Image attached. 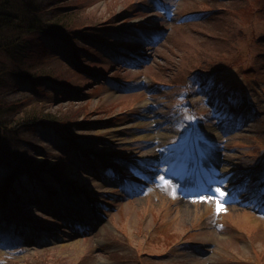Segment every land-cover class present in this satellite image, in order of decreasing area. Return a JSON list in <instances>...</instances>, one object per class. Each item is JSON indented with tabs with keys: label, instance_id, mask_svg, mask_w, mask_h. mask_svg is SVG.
<instances>
[{
	"label": "rangeland",
	"instance_id": "1",
	"mask_svg": "<svg viewBox=\"0 0 264 264\" xmlns=\"http://www.w3.org/2000/svg\"><path fill=\"white\" fill-rule=\"evenodd\" d=\"M87 1L104 44L36 58L67 88L5 87L78 125L10 136L40 170L0 198V264H264V0Z\"/></svg>",
	"mask_w": 264,
	"mask_h": 264
},
{
	"label": "trees",
	"instance_id": "2",
	"mask_svg": "<svg viewBox=\"0 0 264 264\" xmlns=\"http://www.w3.org/2000/svg\"><path fill=\"white\" fill-rule=\"evenodd\" d=\"M67 1L0 0V92H5L0 93V162L7 166V172H11L2 176L4 193L0 192V198L5 201L4 204L16 178L20 180L26 172L37 178L36 170H40L34 164V158L26 151L10 145V136H20L26 130L42 127L62 129L63 133L71 136L72 130L67 129L78 125L72 122L63 125L62 122L69 120L61 121L51 110L45 108L48 107L47 103L31 97L27 92L26 95L11 97L5 89L8 81L12 82L13 89L21 82L44 81L67 88L55 69L43 66L42 60L47 56V50L42 44L46 43L45 38L64 43L72 51L74 58H77V52L87 58L91 55L85 49L88 45L81 44L83 40L96 39L102 42L98 33V27L102 24H77L91 21L85 14L88 1L74 0L70 4ZM83 13V19L74 20L70 16H84ZM62 61L67 65L65 59ZM19 90L18 87L16 92Z\"/></svg>",
	"mask_w": 264,
	"mask_h": 264
},
{
	"label": "snow or ice",
	"instance_id": "3",
	"mask_svg": "<svg viewBox=\"0 0 264 264\" xmlns=\"http://www.w3.org/2000/svg\"><path fill=\"white\" fill-rule=\"evenodd\" d=\"M210 86H214V85L210 82ZM160 179H161L162 181H164L165 186H169V185L172 184L171 181L166 180L164 177H160ZM240 190H241V191L244 190V189H243V186H241V189H240ZM216 191L219 193V197H220V198L215 199L217 213H219V212L222 211V210L226 211V208L223 207V199L227 197V193L224 192V191H223L222 189H220V188H217ZM173 197L175 198V192H173ZM204 200H208V202H213L212 199H209V198H207V197H200V198L194 199L193 202H202V201H204Z\"/></svg>",
	"mask_w": 264,
	"mask_h": 264
}]
</instances>
